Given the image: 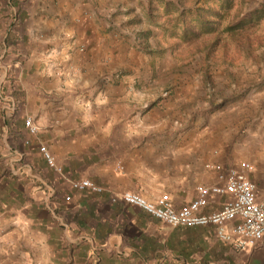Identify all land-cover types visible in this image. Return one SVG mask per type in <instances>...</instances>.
<instances>
[{
    "label": "crops",
    "instance_id": "1",
    "mask_svg": "<svg viewBox=\"0 0 264 264\" xmlns=\"http://www.w3.org/2000/svg\"><path fill=\"white\" fill-rule=\"evenodd\" d=\"M126 1L0 0V264H264V241L237 251L214 226L172 227L111 202L120 191L150 201L168 194L181 209L198 186L220 184L209 165L242 162L254 167L247 177L264 195V93L216 121L223 149L216 129L173 116L177 94L148 110L134 93L145 77L114 76L124 41L105 28ZM42 147L65 176L104 192L71 189ZM230 200L212 197L202 213Z\"/></svg>",
    "mask_w": 264,
    "mask_h": 264
},
{
    "label": "rangeland",
    "instance_id": "2",
    "mask_svg": "<svg viewBox=\"0 0 264 264\" xmlns=\"http://www.w3.org/2000/svg\"><path fill=\"white\" fill-rule=\"evenodd\" d=\"M228 1L232 7L222 11L220 32L264 8V0ZM223 2L127 0L115 12L110 11L113 23L105 28H116L115 34L124 41L115 52L114 76H134L143 83L145 77V88L137 84L134 93L148 110L155 101L177 94L180 107L172 109L173 116L192 128L208 124L209 132L216 129L219 149L224 148L225 132L216 121L240 109L242 102L253 104L258 101L255 97L264 93V19L244 30L224 33L220 40L213 34L186 42L178 38V18L182 14L186 22H191L197 7L219 10ZM212 118L216 119L214 123Z\"/></svg>",
    "mask_w": 264,
    "mask_h": 264
},
{
    "label": "built area",
    "instance_id": "3",
    "mask_svg": "<svg viewBox=\"0 0 264 264\" xmlns=\"http://www.w3.org/2000/svg\"><path fill=\"white\" fill-rule=\"evenodd\" d=\"M60 51H51L49 56H56ZM147 107V105H146ZM26 126L32 135H37L39 127L33 119L26 120ZM41 151L48 166L64 177L67 185L79 192L91 191L96 194L104 192V188L92 180H74L65 176L64 169L59 166L50 151L42 147ZM219 174L220 184L197 187L198 196L188 205L177 209L170 195L164 194L156 201L132 191L114 192L111 202L125 203L142 209L155 219L172 227H204L214 226L217 238L237 251H247L264 241V195H260L257 184L247 177L254 167L242 162L237 168L224 169L221 165H209ZM230 195L221 211L203 214L202 211L215 196ZM67 201L71 197H66ZM232 224V226H229ZM3 230L0 225V238Z\"/></svg>",
    "mask_w": 264,
    "mask_h": 264
},
{
    "label": "trees",
    "instance_id": "4",
    "mask_svg": "<svg viewBox=\"0 0 264 264\" xmlns=\"http://www.w3.org/2000/svg\"><path fill=\"white\" fill-rule=\"evenodd\" d=\"M231 7V2L228 0H224L219 10L203 6L197 7V9L192 12L194 17L191 22H186L184 15L180 14L178 22L181 25V34L178 38L186 42H191L204 35L217 34V38L220 40V36L224 33H235L244 30L264 19V8L256 9L240 18L237 23L227 25L220 32L221 20L223 19L222 11L230 10Z\"/></svg>",
    "mask_w": 264,
    "mask_h": 264
}]
</instances>
